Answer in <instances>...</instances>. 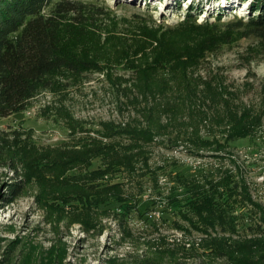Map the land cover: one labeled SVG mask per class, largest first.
<instances>
[{
  "label": "rangeland",
  "instance_id": "rangeland-1",
  "mask_svg": "<svg viewBox=\"0 0 264 264\" xmlns=\"http://www.w3.org/2000/svg\"><path fill=\"white\" fill-rule=\"evenodd\" d=\"M79 1L101 12L69 14L61 30L60 51L79 70H59L24 110L0 117V264H139L149 255L197 264L207 256L185 250L206 234L183 216L181 178L229 174L234 230L215 227L211 236L264 237V38L238 22L248 2ZM187 14L195 24L182 22ZM244 113L251 132L226 141L230 115ZM126 123L155 139L97 203L101 180L88 178L101 161L88 167L77 159L90 156L77 152L92 139L107 143L106 128ZM18 180L23 188L9 199ZM116 190L121 202L110 198Z\"/></svg>",
  "mask_w": 264,
  "mask_h": 264
},
{
  "label": "trees",
  "instance_id": "trees-1",
  "mask_svg": "<svg viewBox=\"0 0 264 264\" xmlns=\"http://www.w3.org/2000/svg\"><path fill=\"white\" fill-rule=\"evenodd\" d=\"M241 1L248 2V15L243 21L239 18L238 22L247 27V34L264 38V0ZM100 13L93 5L79 0H0V117L24 110L31 98L50 88L51 76L59 70H79L70 57L60 51L61 30L66 25L69 14L85 19L94 18ZM182 22L195 24V14H187ZM79 66L96 69V63L80 61ZM230 117L228 129L222 131L226 141L251 132L253 121L248 119L246 113L237 118ZM105 131L104 137L110 141L101 143L92 139L90 146L77 152L82 156H90V161L87 160L88 157L77 159L85 162L88 167L92 165V159L101 161V166L91 171L93 177L88 178L101 180L98 182L101 186L92 192L97 203L105 202L107 192L121 183L114 181L112 176L121 171L133 173L134 163L144 151L142 144L155 139L152 130L138 128L131 123L112 125ZM116 136L119 139L127 138L126 143L114 140ZM229 176L225 174L217 180L206 179L203 182L180 179L186 192L184 204L187 213H183V216L195 217V221L188 219L191 227L198 233L206 234L200 240L198 248L192 245L185 250L188 256H207L197 264H216L214 258H224L222 264H259L257 260L264 259V237L233 240L211 236L209 232L215 230V227H219L220 231L234 230L232 214L237 183L231 185ZM36 179L43 181L39 175H36ZM22 188V180L8 185L9 199L16 196ZM120 194L117 190L112 191L110 198L121 202L123 198ZM89 196L86 194L84 201ZM79 199L82 197L79 196ZM199 248L202 250L200 253ZM139 264L165 263L149 255L144 256ZM173 264L182 263L176 260Z\"/></svg>",
  "mask_w": 264,
  "mask_h": 264
},
{
  "label": "bare ground",
  "instance_id": "bare-ground-1",
  "mask_svg": "<svg viewBox=\"0 0 264 264\" xmlns=\"http://www.w3.org/2000/svg\"><path fill=\"white\" fill-rule=\"evenodd\" d=\"M187 2H188V0H187Z\"/></svg>",
  "mask_w": 264,
  "mask_h": 264
}]
</instances>
